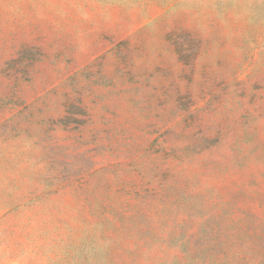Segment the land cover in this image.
Returning a JSON list of instances; mask_svg holds the SVG:
<instances>
[{
  "label": "rangeland",
  "instance_id": "374dc122",
  "mask_svg": "<svg viewBox=\"0 0 264 264\" xmlns=\"http://www.w3.org/2000/svg\"><path fill=\"white\" fill-rule=\"evenodd\" d=\"M0 264H264V0H0Z\"/></svg>",
  "mask_w": 264,
  "mask_h": 264
}]
</instances>
